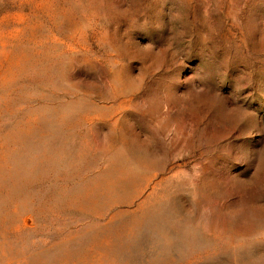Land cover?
<instances>
[{"label": "rangeland", "instance_id": "1", "mask_svg": "<svg viewBox=\"0 0 264 264\" xmlns=\"http://www.w3.org/2000/svg\"><path fill=\"white\" fill-rule=\"evenodd\" d=\"M0 264H264V0H0Z\"/></svg>", "mask_w": 264, "mask_h": 264}]
</instances>
